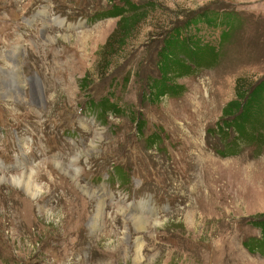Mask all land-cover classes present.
Segmentation results:
<instances>
[{
    "label": "rangeland",
    "instance_id": "obj_1",
    "mask_svg": "<svg viewBox=\"0 0 264 264\" xmlns=\"http://www.w3.org/2000/svg\"><path fill=\"white\" fill-rule=\"evenodd\" d=\"M130 1L153 8L109 54L118 0H0V264H264V101L242 135L221 115L264 83V0ZM193 21L212 60L150 99L160 33Z\"/></svg>",
    "mask_w": 264,
    "mask_h": 264
},
{
    "label": "trees",
    "instance_id": "obj_2",
    "mask_svg": "<svg viewBox=\"0 0 264 264\" xmlns=\"http://www.w3.org/2000/svg\"><path fill=\"white\" fill-rule=\"evenodd\" d=\"M153 7L150 3H133L130 0H118L117 4H112L108 11L101 16L116 18L114 29L108 36L102 48H112L113 51H121L131 47L132 38L140 25L149 17V10ZM206 17V18H205ZM209 23L213 22L220 26L218 38L225 36V32L230 27H235L236 22L232 15L226 13L222 15H205L203 19ZM217 22H216V21ZM199 23V24H198ZM218 23V24H217ZM207 26L206 22L193 21L189 25L182 27H172L165 33L162 31L159 38V48L157 50L158 61L156 69L158 76L147 79L146 90L150 99H160L164 95L177 94V87L174 80L188 76L191 66L198 68L202 65L203 52H206L212 60L213 55L210 50L200 43L195 35L197 25ZM212 50V48H210ZM113 50V51H112ZM113 54V53H112ZM184 57L190 60H184ZM202 57V58H201ZM169 71V72H167ZM84 77L80 79L79 89H83ZM179 92V91H178ZM264 83L258 86H248L246 88L235 89L234 99L227 102L221 110L222 117H230V121H225V128H232L240 135L249 130L250 125L260 121L263 111ZM95 106L92 105V109ZM91 108V107H90ZM101 110L99 107L98 111ZM256 122V123H255ZM260 231L264 232V221L254 223Z\"/></svg>",
    "mask_w": 264,
    "mask_h": 264
},
{
    "label": "bare ground",
    "instance_id": "obj_3",
    "mask_svg": "<svg viewBox=\"0 0 264 264\" xmlns=\"http://www.w3.org/2000/svg\"><path fill=\"white\" fill-rule=\"evenodd\" d=\"M61 168V167H60ZM63 170V169H62ZM65 172V171H64ZM31 173L30 174H27L25 175L24 177H22L21 179H13L11 180L10 182L12 184H14L15 186L17 187H20L21 189L25 190L26 193H28L30 195V197L34 198L35 195L32 193V183H31ZM37 190V189H36ZM82 191L83 193L86 194L87 190L85 188H82ZM34 192V191H33ZM91 198V197H89ZM94 198V197H93ZM91 201V200H90ZM104 201V200H103ZM102 202H98L97 204V208L98 211H96V218H97V215L98 213L101 211L100 209V206H101ZM95 213V212H94ZM132 218L135 220V226L137 227L138 230H141L143 228V226L145 225L146 223V220H144L142 217L136 215V214H132ZM100 216V214H99ZM93 217V216H92ZM94 218V217H93ZM93 220V219H92ZM94 221V220H93ZM94 223V222H92ZM96 225V224H95ZM139 246H137V250L139 249L138 248Z\"/></svg>",
    "mask_w": 264,
    "mask_h": 264
}]
</instances>
